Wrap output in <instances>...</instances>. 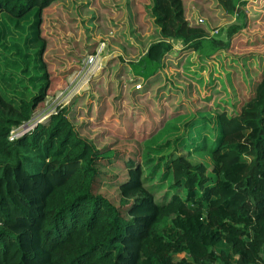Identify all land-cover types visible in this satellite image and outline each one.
Masks as SVG:
<instances>
[{
  "label": "trees",
  "instance_id": "trees-1",
  "mask_svg": "<svg viewBox=\"0 0 264 264\" xmlns=\"http://www.w3.org/2000/svg\"><path fill=\"white\" fill-rule=\"evenodd\" d=\"M60 1L0 0V41L12 33L7 19L27 20L43 69L31 76L39 82L30 95L10 98L0 88V264H264V66L248 83L235 71L231 90L222 69L212 68L204 80L189 68L191 51L202 68L209 58L233 65L258 55L264 62L256 42L240 57L225 51L247 26L245 0H217L227 13L239 11L242 22L228 27L225 41L208 44L206 28L188 20L185 0H150L157 38L122 66L133 92L151 95L163 83L177 39L183 76L195 82L188 87L199 94L206 86L207 102L194 110L174 104L139 141V158L125 164L123 177L109 172L123 161L121 152L81 134L69 105L9 139L50 89L43 15ZM11 44L18 55L29 54ZM158 90L168 99L179 96L166 84ZM107 187L118 190L116 201Z\"/></svg>",
  "mask_w": 264,
  "mask_h": 264
},
{
  "label": "rangeland",
  "instance_id": "rangeland-1",
  "mask_svg": "<svg viewBox=\"0 0 264 264\" xmlns=\"http://www.w3.org/2000/svg\"><path fill=\"white\" fill-rule=\"evenodd\" d=\"M185 1L188 20L206 28L208 36L204 40L207 44L210 39L225 41L228 27L242 22L239 11L229 14L217 0ZM241 1L237 2L238 5ZM150 7V0H62L46 9L42 34L47 43L45 58L51 63L52 83L32 117L24 125L16 127L15 131L26 130L39 120H45L58 107L69 105L70 112L74 114L73 123L81 134L97 138L99 146L106 144L121 152L123 161L115 164L109 172L123 177L127 175L125 164L139 158V141L148 135L150 127L171 111L174 104L182 101L183 105L194 110L197 104L206 103L203 89L206 86L198 94L193 87H188V82L195 84L194 80L183 76L184 55L180 53L183 44L177 39L172 41L171 60H167L172 64L163 68V83L154 85L156 89L151 95L143 91L133 92V84L128 79L130 72L123 70L122 66L127 60L143 53L149 43L157 38V27L150 15ZM242 8L247 26L233 37L225 50L229 56L240 57L250 52L252 49L246 47L255 42L260 48L254 46L253 49H264V0H245ZM6 22L12 33L0 41V88L6 96L16 99L30 95L37 89L39 81L32 80L31 76L43 72L34 58L40 41L35 38L27 20L14 22L7 19ZM27 35L34 40L26 42ZM12 41L22 47L24 54L26 51L29 54L18 55ZM257 53L262 56L264 51ZM4 56L21 62L7 64L2 60ZM90 58H93L92 61ZM190 58L195 62L189 68H197L194 72H200L204 80L210 77L208 73L212 68L216 72L222 69L220 77L229 90L234 86L235 71L238 80L248 83L264 66L258 55L233 60V65H230V60L209 58L204 61L203 68L199 67L196 53L191 51ZM222 63L224 67L221 68ZM163 84L170 89V94L178 93L179 96L168 99L165 94L158 93V85ZM175 88H180V91ZM224 94L225 91H222L220 96ZM105 105L107 110L102 116ZM130 133L135 134V139L127 137ZM106 195L114 201L119 198V192L114 187H107Z\"/></svg>",
  "mask_w": 264,
  "mask_h": 264
},
{
  "label": "built area",
  "instance_id": "built-area-1",
  "mask_svg": "<svg viewBox=\"0 0 264 264\" xmlns=\"http://www.w3.org/2000/svg\"><path fill=\"white\" fill-rule=\"evenodd\" d=\"M92 59H93V58H90L91 61H92ZM43 119H44V118H43ZM41 120H42V119H41ZM41 120H39V121H41ZM21 125H24V124H21ZM21 125H19V127H20ZM31 127H33V125H32ZM31 127H29V128H31ZM29 128H28V129H29ZM28 129H26V130H28ZM15 130H16V128H14V129L10 132V134H9V139H10V140L14 139L16 136H18V135H20V134H22L23 132L26 131V130H23V131L16 132Z\"/></svg>",
  "mask_w": 264,
  "mask_h": 264
}]
</instances>
